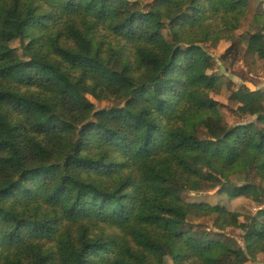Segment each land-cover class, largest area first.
<instances>
[{
	"label": "trees",
	"instance_id": "trees-1",
	"mask_svg": "<svg viewBox=\"0 0 264 264\" xmlns=\"http://www.w3.org/2000/svg\"><path fill=\"white\" fill-rule=\"evenodd\" d=\"M249 6L0 0V264H244L264 254V95L242 85L236 112L261 124H228L206 49ZM263 24L260 6L244 35L249 68L264 59ZM215 188L261 208L241 220L184 197ZM208 217L213 229L193 221Z\"/></svg>",
	"mask_w": 264,
	"mask_h": 264
},
{
	"label": "rangeland",
	"instance_id": "rangeland-1",
	"mask_svg": "<svg viewBox=\"0 0 264 264\" xmlns=\"http://www.w3.org/2000/svg\"><path fill=\"white\" fill-rule=\"evenodd\" d=\"M140 1L146 6L153 0ZM249 1V10L241 27L236 30L232 36L225 37L215 46L210 44L206 45V49L212 60V67L209 73H213L220 78V89L217 92L212 93V96L220 102L221 113L224 116L225 121L230 125L239 123L240 121H248L250 119H254V121L256 120V118L252 116L241 115L236 112L238 102L235 100L234 94L242 85L248 86L253 91L259 90L264 95V59L257 58L256 65L253 68L247 67L244 61L247 46V37L244 35L252 31L253 15L258 7H264V0ZM262 27L264 29V24ZM26 41L28 40L26 39ZM90 98L95 102L96 107L98 108L110 105L107 101H97L92 97ZM253 181L259 182V179L254 177ZM184 197L190 201H207L210 203L220 202L231 211H236L243 215L241 220L247 215L256 213L257 210L261 208L260 204L246 197L232 199L225 193H221L219 188L201 192H188ZM193 221L205 223L213 229V217L195 219ZM233 235L242 242V233L240 230L233 232ZM212 236H214L213 233ZM166 262L167 264H173L170 257H167ZM244 264H264V254H258L254 259Z\"/></svg>",
	"mask_w": 264,
	"mask_h": 264
}]
</instances>
